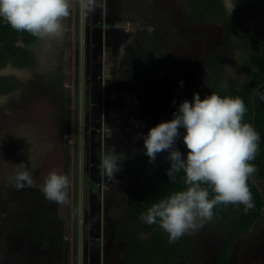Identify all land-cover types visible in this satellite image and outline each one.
<instances>
[{"label":"rangeland","instance_id":"obj_1","mask_svg":"<svg viewBox=\"0 0 264 264\" xmlns=\"http://www.w3.org/2000/svg\"><path fill=\"white\" fill-rule=\"evenodd\" d=\"M186 1L96 0L93 11L82 12L71 0L63 35L32 47L35 67L1 71L23 87L0 96V264H123V244L114 241V232L128 193L146 186L153 167L167 161V153H160L148 162L143 136L190 99L173 91L204 88L200 54L232 43L225 79L239 83L248 70L243 51L234 47L243 37L264 47V19L257 11L234 8L231 33L221 22L187 24ZM126 22L130 31L122 28ZM117 35L126 42L120 47ZM111 146L120 171L109 179L98 166ZM178 149L186 158V147ZM21 163L33 183L17 189L13 178ZM53 169L69 178L65 204L46 199L41 190ZM257 186L264 196V182ZM187 235L196 246L191 264H216L224 242L220 231L205 221ZM230 256L229 264H264V210Z\"/></svg>","mask_w":264,"mask_h":264},{"label":"clouds","instance_id":"obj_2","mask_svg":"<svg viewBox=\"0 0 264 264\" xmlns=\"http://www.w3.org/2000/svg\"><path fill=\"white\" fill-rule=\"evenodd\" d=\"M236 2L223 0L229 15ZM77 3L82 12L93 11L96 6V0ZM71 6V0H0V18L17 32L38 38H59L66 31L63 21ZM245 113L244 101L238 96L212 93L201 99L194 93L191 102L185 100L179 105L173 119L159 123L143 136L149 163H154L158 154L167 153L168 179L175 180V174L181 171L185 174V190L152 203L140 216L148 225L158 223L168 234L169 243L211 221L213 208L218 204H241L245 210L254 206L248 180L257 169L249 162L255 159L260 136L251 124L242 122ZM180 129L184 130L186 158L176 147ZM117 157L114 146L102 152L98 166L102 176L112 179L120 171ZM16 167L19 171L14 175V186L17 189L31 186L33 179L26 165ZM69 185V178L53 169L45 177L41 190L46 199L65 204Z\"/></svg>","mask_w":264,"mask_h":264},{"label":"trees","instance_id":"obj_3","mask_svg":"<svg viewBox=\"0 0 264 264\" xmlns=\"http://www.w3.org/2000/svg\"><path fill=\"white\" fill-rule=\"evenodd\" d=\"M186 5L187 11L183 16L187 24L221 22L231 33L234 32L235 26L224 7L223 0H187ZM235 8L242 11H257L264 19V0H237ZM40 39L27 32L15 31L0 18V96L11 95L23 87L18 77L2 75L1 71L7 67L16 70L34 68L36 58L32 47L37 45ZM229 44L232 43L226 41L217 50L198 56L199 62L207 69L203 79L204 88L173 91L174 94L188 96L189 102L192 101L194 93L199 94L201 99L212 93H217L221 97H240L246 106L242 122L251 124L260 136L255 159L249 162L257 169L248 180L254 206L245 210L241 204H218L213 208L212 220L208 221L224 237L223 245L216 254V264H229L235 243L248 234L257 221L263 219L264 210V196L257 186L258 182H264V47L258 45L257 39L249 37H243L234 47L243 51V67L248 70L247 78L236 83L225 79L224 69L230 50ZM58 74L62 94L66 99L65 131H69L70 102L64 88L62 67L58 69ZM159 123L161 122L153 123L151 128ZM179 131L181 136L177 139V148L184 146L182 140L184 130ZM169 166L167 161L157 164L151 170L147 185L136 192L128 193L129 203L122 211L120 225L114 232V241L123 244V264H191L195 257V242L187 234L175 243H169L168 234L158 223L148 225L140 220L141 214L145 213L152 203L186 189L183 171L175 174V180L168 179L166 170ZM212 195L210 191V199Z\"/></svg>","mask_w":264,"mask_h":264},{"label":"built area","instance_id":"obj_4","mask_svg":"<svg viewBox=\"0 0 264 264\" xmlns=\"http://www.w3.org/2000/svg\"><path fill=\"white\" fill-rule=\"evenodd\" d=\"M122 28L125 29V31H130L132 29V24L129 22H126L125 24L122 25Z\"/></svg>","mask_w":264,"mask_h":264},{"label":"crops","instance_id":"obj_5","mask_svg":"<svg viewBox=\"0 0 264 264\" xmlns=\"http://www.w3.org/2000/svg\"><path fill=\"white\" fill-rule=\"evenodd\" d=\"M114 27H116V26H114ZM117 28H114L113 30L115 31ZM121 31V30H120ZM116 37V36H115ZM117 38L119 39V37H118V35H117ZM119 41L120 42H118V43H121L120 45H118V47H120L121 45H123V44H125L126 42L122 39V37L119 39ZM125 42V43H124Z\"/></svg>","mask_w":264,"mask_h":264},{"label":"water","instance_id":"obj_6","mask_svg":"<svg viewBox=\"0 0 264 264\" xmlns=\"http://www.w3.org/2000/svg\"><path fill=\"white\" fill-rule=\"evenodd\" d=\"M259 88H261V86Z\"/></svg>","mask_w":264,"mask_h":264}]
</instances>
